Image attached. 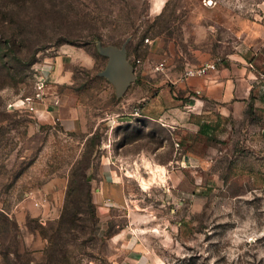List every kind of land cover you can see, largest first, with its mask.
Segmentation results:
<instances>
[{"label":"rangeland","instance_id":"374dc122","mask_svg":"<svg viewBox=\"0 0 264 264\" xmlns=\"http://www.w3.org/2000/svg\"><path fill=\"white\" fill-rule=\"evenodd\" d=\"M157 8L0 0V264H264V138L247 133L260 128L225 116L216 131L192 129L172 85L174 113L144 121L132 112L159 92L153 70L120 95L101 73L108 44L124 43L132 65L153 64L154 40L182 67L208 48L221 59L243 45L216 20L233 14L264 26V0ZM211 34L219 40L199 39ZM256 57L260 68L264 43ZM73 169L96 200L86 187L68 191ZM106 182L119 190L113 197Z\"/></svg>","mask_w":264,"mask_h":264},{"label":"crops","instance_id":"0c3cea01","mask_svg":"<svg viewBox=\"0 0 264 264\" xmlns=\"http://www.w3.org/2000/svg\"><path fill=\"white\" fill-rule=\"evenodd\" d=\"M163 1L157 0L153 3L151 0L152 8L155 5L158 7L157 9H160ZM208 6L214 7L210 4ZM199 20L201 21V19ZM200 21L197 24L204 25ZM215 23L229 33L230 38L228 40H234L240 35L242 50L235 48L234 45L233 48L230 47V50L225 52L221 59L217 58L215 70H209L205 75L183 77L182 72L185 67L203 60H216L214 58L216 52L210 48L199 51L197 55L195 53V58L188 60L182 67V64H176L166 59L168 57L166 53L158 54L156 52L157 46H155L157 44L153 38V64L150 65L141 59L142 61L138 65L141 68L136 74V79H142L141 75L150 69L153 70V65L161 60L165 61V72L161 77H158L156 74L158 72L153 70V86L160 85L159 92H156L158 90L155 91L153 103L151 102L152 97H147L139 106L133 108L137 113H132L138 114L140 112L144 121L155 119L158 116H171L176 110H174L176 108L174 106L177 104L175 102L177 99L171 95L168 86L172 85L174 95L177 92L180 97L186 98L185 102L188 106H186L187 109L183 115L187 118L188 125L192 129H199L203 132L214 129L216 131L220 118L223 120L225 116H229L236 124L240 122L242 125L249 126L250 124L259 127L260 131L255 133L253 129H249L250 132L247 133L253 135L254 139L264 138V61L260 68L256 62V55L264 43V26L256 21L233 14L222 15ZM212 34L199 39L207 42L218 41L219 37H214ZM150 66L151 68H149ZM138 67L135 69L136 71L139 69ZM149 84L152 85L151 82ZM162 92L165 93L162 94ZM152 105L153 112L151 113L148 108ZM212 111L214 114L219 113V119L218 116L214 119L211 118L213 116ZM74 126L70 124V128ZM102 192L108 194V198H110L119 190L116 186L106 182L102 186ZM96 196L97 193L93 196L95 200Z\"/></svg>","mask_w":264,"mask_h":264},{"label":"water","instance_id":"95a60500","mask_svg":"<svg viewBox=\"0 0 264 264\" xmlns=\"http://www.w3.org/2000/svg\"><path fill=\"white\" fill-rule=\"evenodd\" d=\"M105 53L108 56V61L106 68L101 73L112 80L116 87V93L120 95L135 80L136 73L126 58L124 43L120 46L108 44L105 47Z\"/></svg>","mask_w":264,"mask_h":264},{"label":"built area","instance_id":"2783aa9c","mask_svg":"<svg viewBox=\"0 0 264 264\" xmlns=\"http://www.w3.org/2000/svg\"><path fill=\"white\" fill-rule=\"evenodd\" d=\"M147 39V38H145ZM217 61L216 60H203L198 63H195L193 65H189L183 69L182 76H193V75H205L209 70H215L217 68ZM141 63V60L139 57L134 59V64L132 65L134 70L137 69L138 65ZM165 69V61L161 60L153 65V70L155 72H161ZM43 85V80L41 79L40 82H38V87L40 88ZM37 96L40 97V93H37ZM31 98L26 97L21 100V104L27 106L29 109H33V105L31 104ZM11 105V104H10ZM137 113V111H135Z\"/></svg>","mask_w":264,"mask_h":264},{"label":"trees","instance_id":"16d2710c","mask_svg":"<svg viewBox=\"0 0 264 264\" xmlns=\"http://www.w3.org/2000/svg\"><path fill=\"white\" fill-rule=\"evenodd\" d=\"M2 51H3V47L1 46V40H0V53H2ZM75 178L77 179V182H76L77 185L72 184ZM83 187L87 188V192L90 194V201L92 202L93 194H91L90 190L88 189V181L86 179L85 174L83 172L77 173L76 170L73 169L70 175L68 191H73L75 188H83ZM91 196H92V200H91Z\"/></svg>","mask_w":264,"mask_h":264},{"label":"bare ground","instance_id":"6f19581e","mask_svg":"<svg viewBox=\"0 0 264 264\" xmlns=\"http://www.w3.org/2000/svg\"><path fill=\"white\" fill-rule=\"evenodd\" d=\"M157 4H158V3H157ZM142 182H143V183H145V181H144V180H142Z\"/></svg>","mask_w":264,"mask_h":264}]
</instances>
